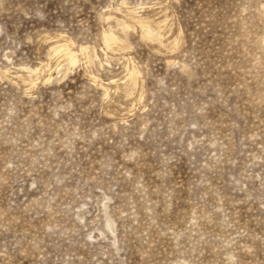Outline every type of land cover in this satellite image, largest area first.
Returning <instances> with one entry per match:
<instances>
[{
	"label": "rangeland",
	"instance_id": "374dc122",
	"mask_svg": "<svg viewBox=\"0 0 264 264\" xmlns=\"http://www.w3.org/2000/svg\"><path fill=\"white\" fill-rule=\"evenodd\" d=\"M0 264H264V0H0Z\"/></svg>",
	"mask_w": 264,
	"mask_h": 264
},
{
	"label": "bare ground",
	"instance_id": "6f19581e",
	"mask_svg": "<svg viewBox=\"0 0 264 264\" xmlns=\"http://www.w3.org/2000/svg\"><path fill=\"white\" fill-rule=\"evenodd\" d=\"M148 21V20H147ZM128 24V23H127ZM127 27V26H126ZM148 28V27H147ZM149 29V28H148ZM105 39H106V41H108V42H110V41H115L116 40V38H115V36L114 35H106L105 36ZM116 42V41H115ZM54 50H59V51H63L64 52V54H65V56L67 57V58H69L70 59V63L71 64H74L76 61H77V56H76V53H75V51L72 49V48H70L68 45H66V44H60L59 46H57V47H54ZM94 54H96V53H94ZM31 71V70H30ZM32 71H33V69H32ZM31 71V72H32ZM30 72V73H31ZM34 72V71H33Z\"/></svg>",
	"mask_w": 264,
	"mask_h": 264
}]
</instances>
